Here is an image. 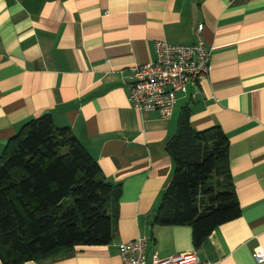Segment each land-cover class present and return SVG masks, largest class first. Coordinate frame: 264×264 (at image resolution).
Returning a JSON list of instances; mask_svg holds the SVG:
<instances>
[{"label":"crops","instance_id":"obj_1","mask_svg":"<svg viewBox=\"0 0 264 264\" xmlns=\"http://www.w3.org/2000/svg\"><path fill=\"white\" fill-rule=\"evenodd\" d=\"M202 24L207 80L178 93L169 118L127 99L129 68L153 43L191 44ZM188 110L219 126L240 214L195 247L188 225L152 217L171 178L168 141ZM68 127L117 192L109 242L20 264H121L119 243L146 237L145 255L194 251L204 264H259L264 252V0H0V154L30 119ZM0 264L1 261H0Z\"/></svg>","mask_w":264,"mask_h":264},{"label":"trees","instance_id":"obj_2","mask_svg":"<svg viewBox=\"0 0 264 264\" xmlns=\"http://www.w3.org/2000/svg\"><path fill=\"white\" fill-rule=\"evenodd\" d=\"M188 110L168 141L171 178L152 217L188 225L198 247L240 214L227 164L228 139L217 125L197 130ZM117 192L68 127L49 114L28 120L0 154V261L20 264L109 242V202Z\"/></svg>","mask_w":264,"mask_h":264},{"label":"built area","instance_id":"obj_3","mask_svg":"<svg viewBox=\"0 0 264 264\" xmlns=\"http://www.w3.org/2000/svg\"><path fill=\"white\" fill-rule=\"evenodd\" d=\"M202 28V24L196 26L195 40L191 44L154 41V60L129 68L127 99L133 108L139 112L157 111L162 118H169L177 94L185 93L188 85H200L207 80L210 48L202 39ZM145 250L144 236L119 243L121 264H204L194 251L147 260ZM254 258L264 264L260 247L255 248Z\"/></svg>","mask_w":264,"mask_h":264}]
</instances>
